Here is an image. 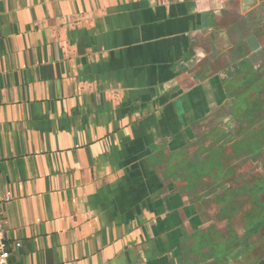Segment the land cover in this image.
<instances>
[{"label":"crops","instance_id":"0c3cea01","mask_svg":"<svg viewBox=\"0 0 264 264\" xmlns=\"http://www.w3.org/2000/svg\"><path fill=\"white\" fill-rule=\"evenodd\" d=\"M263 6L0 0L10 264H205L186 193L167 183L168 151L191 144L184 131L214 105L221 8L264 27ZM239 19L233 26L246 29Z\"/></svg>","mask_w":264,"mask_h":264},{"label":"flooded vegetation","instance_id":"af4514ba","mask_svg":"<svg viewBox=\"0 0 264 264\" xmlns=\"http://www.w3.org/2000/svg\"><path fill=\"white\" fill-rule=\"evenodd\" d=\"M226 8H221L222 12L221 14L219 13L220 20L217 22L220 24V27L215 28L214 31L211 30V32L215 33L214 34L215 42L213 46L217 50V55L220 58V61L224 59L222 63L229 62L230 58H232L231 55L229 56L226 54L224 56L225 53L224 51L227 50L226 52H231L230 51L231 48H233L232 52L236 50V52L240 57H242V59L237 60L235 58L237 61L234 64H232L233 68H231V71L233 72V74H229V75H232L233 78H226L227 72L229 73L230 71H226V70L220 71V76H218L217 82L215 84L216 93L214 97L213 107H210L209 109L205 110L204 113L202 114V117L198 118L196 121L194 120L193 123L190 124L191 127L190 126L188 127L189 132L184 131L183 137L185 138L186 143L194 142L199 147V145L203 146L202 145L203 143L200 142V139L202 140L207 139L210 137L208 134L213 132L215 133L216 130L217 131L219 130L220 132L223 130L225 133L223 135V139L225 140V142H227V144L233 145L234 143L237 142L236 144H243V146L249 145L250 148L254 144L255 145L253 148L254 150L252 149L249 151L252 152V154H254L256 152H259L260 150L259 148L264 145V144L260 145L262 142L264 143V110H262L263 112L261 111L262 112L261 114L255 115V111L259 109L260 103L264 102V82L255 83V86L252 87L249 85L247 81L244 80V78L248 76H253L252 74L249 73L250 69H253L252 67L253 64L251 61L256 62L253 59L247 58L245 55L248 54L246 52H249L251 50L249 49L250 43H256V45L257 44L259 45V43L264 42V27L261 25V22L252 24V20L250 21L249 18L248 19L246 18V20L249 21L251 24L246 29H242V32L237 33V31L232 28L234 21L237 19L238 14L241 15L243 14V16H239V18L245 17L246 14L242 13L240 10L237 9H231V8L226 9ZM228 23L231 25V27H229L230 25L228 26ZM234 31H236V34L233 33ZM251 58H253V53H251ZM248 63L251 65V67L247 70ZM237 74H240L242 76V80L239 81L238 79L237 81L234 80ZM257 78L261 79V76H257ZM224 79H232L234 83L232 81L227 82L228 85H231L230 87H228ZM231 105H233V109L226 111L228 110L227 107ZM243 109H247V110L243 112ZM223 111H226L224 113L228 115L230 114L228 121L230 119H233L232 117H236V116H242V118L245 120L250 119L251 124L248 127V131L245 132L244 125L243 126L241 125V128H239V126L235 127L232 124H230V126L235 127V130L234 131L230 130L228 129L229 122H227L226 124L223 125L224 128L215 125L210 126V130L206 132L205 131L202 132V134L199 137L200 134L199 127L203 124L202 122L205 121V123L207 124L209 120L206 119L208 117H214V118L216 116L223 117L224 116L222 113ZM184 127L186 126H183V130ZM254 136L258 137L255 141L251 139V137ZM211 141L214 142V139L213 140L211 139ZM191 144L183 146V149L181 151H178L179 153L177 152L175 153L174 151H168V154L170 155L172 154L171 155L172 157H171V162L168 163L167 169L168 170L171 169V173L174 179L181 177L182 181L184 183H187L186 188H181V189H186L192 192V195L189 196L187 195V197L190 202L189 204L191 205L188 207L190 210V214L194 215L192 217L193 219L192 223L194 222L196 224V227H194L195 229L194 228L189 229L190 231H192L191 235L193 236L194 253L200 254V257L202 258L206 257L207 259H204L206 260L205 264H233L232 259L234 257L238 260V258L242 255L243 252H248V250L250 249V245H252L251 243L252 241H248L246 234L247 233L250 234L251 229L245 228V230L243 231L244 232L243 235L241 236L238 235L234 243H229L231 242L230 240H232L231 238H229L230 236L227 235L223 237L222 233H219V231L217 230L218 220H225L226 224L237 223L238 220L236 221L235 218H237L236 215L238 214L235 213V211H237L239 205L243 203L245 199L248 198L249 196H256L259 194L260 191L264 190V171H263L264 163L259 162L258 160L256 162L257 165H260V169L258 170L262 172V175L260 176L257 182L255 181L253 183H247V180L250 179L246 174L243 175L244 177H239L236 173H234L233 175L226 176L228 174L227 172H224L223 173L224 176L222 177L212 179V181H214V186L216 188L215 193H217L216 198L215 197L214 198L221 208L216 214L218 216L217 221L215 219L214 220L208 219L214 217H211V215L206 211L204 205L205 202L204 201L198 202L197 200H194L192 198L193 194H195L192 188L195 185H197V183L192 181L189 183L187 182L192 177L194 178V175L197 176L198 179H201V176L204 175L200 169L199 161H196V164H194L195 167L191 169H187L188 168L187 165L188 164L190 165V163H188L189 158L187 157L186 154ZM245 153L247 154L248 152L245 151ZM178 155H180L182 161L175 160V157L176 156L178 157ZM173 158H174V162L172 161ZM253 163H255L254 159H252L251 164ZM188 170H192L193 172L186 174L188 173L187 172ZM242 181H246V182L244 183ZM256 183L258 184L257 187H255ZM240 185H242L241 190H239L240 188H238V186ZM259 206L262 207L264 206V204ZM255 207H257V205ZM262 210L264 211V209ZM263 211L255 210V214H257V212H260V214L262 215ZM251 214L252 213L249 214L250 218H252ZM212 233H214L213 235L215 236H211ZM201 234H203L204 237L200 238ZM198 241H200V245L196 247L195 243H197ZM232 247H234V249H237L236 254L234 252L233 253L229 252V250L232 249ZM263 257L264 255L262 256V258H258L254 262L246 261L243 264L262 263Z\"/></svg>","mask_w":264,"mask_h":264},{"label":"rangeland","instance_id":"374dc122","mask_svg":"<svg viewBox=\"0 0 264 264\" xmlns=\"http://www.w3.org/2000/svg\"><path fill=\"white\" fill-rule=\"evenodd\" d=\"M245 14V13H244ZM238 16H243V14H238ZM247 17H243L241 19H239V21H245ZM234 30L238 32H242L241 27L239 28L236 24V26L232 27ZM236 31H234L233 33L236 34ZM249 49H251L247 55H245L247 58L249 59H253L256 62H252V67L253 69H250L249 73L252 74L253 76H248L246 78H244L245 81H247L249 83L250 86H255V83H260V82H264V42L263 43H259V45L256 43H250L249 44ZM233 48L230 49L231 52H226L227 50H225L224 52V56L227 55H231L232 58H230L229 62L226 63H222V66L220 68V71L226 70V71H230L229 73L227 72V77L226 78H233L232 75L229 74H233V72L231 71L232 64H234L237 60H241L242 57H240L238 55V53L236 52V50L234 52H232ZM245 51V50H243ZM251 53H253V58H251ZM228 58V57H227ZM237 60H236V59ZM224 59H222L223 61ZM226 61V60H225ZM224 61V62H225ZM262 61V62H261ZM263 65V66H262ZM229 66V67H228ZM262 66V67H260ZM251 67V65L248 63L247 66V70ZM229 68V69H228ZM246 70V71H247ZM219 71V72H220ZM255 75V76H254ZM220 76V73H219ZM257 76H261V79H258ZM242 80V76L240 74H237L234 78L235 81ZM225 83L227 84L228 87H230L231 85H228L227 82H233L232 79H224ZM234 83V82H233ZM229 111L231 109H233V105L228 106L227 107ZM237 109V107H236ZM247 109H243V112H245ZM264 110V102H261L259 105V109L257 111H255V115L257 114H261ZM226 111H223V117H208L206 120L208 121V125L204 122H202L203 124L199 127V137L202 134V132H206L210 130V126L215 125V126H220L221 128H224V124H226L228 122V118L229 115L224 113ZM262 111V112H261ZM227 116V117H226ZM235 120V119H234ZM207 126V127H206ZM228 126H230V123H228ZM230 130H235V127H228ZM224 135V132H218L216 131L215 133L213 132L212 134V138L209 137L207 139H200V142L203 143V147H206V151L207 152H200L198 149V145H196L194 142H191L192 144L189 146L188 151H187V157L189 158L188 163H192L195 161L196 156L198 157V161L201 160L200 163H203L200 165V169H203V174L201 176V179H198L197 176L194 175V178L192 177L189 182H196L197 185H195L192 189L195 192V194H193L192 198L194 200H197L198 202H205V209L206 211L211 215V217L214 218H208V219H215L216 221L218 220V216L216 215L218 213V211L220 210V205L215 201L216 198V188L214 186V181H212V179L218 178V177H222L224 176L223 173L227 172L226 176L229 175H233L234 173H236L239 177H244L243 175L246 174L248 176V178L250 180H247V183H253V182H257L260 178V176L262 175V172L258 169H260V165H257L256 162L257 160L259 162H263L264 163V145L261 146L259 149V152H256L254 154H252V152H249L250 149L246 148V152H248L247 154L245 153L244 149H243V144H236L234 143L233 145L231 144H227V142H225V140H220L217 141L218 138L222 137ZM198 137V138H199ZM202 138V137H201ZM211 139H215V142L213 143V141H211ZM194 141V140H192ZM198 141V140H197ZM199 142V143H200ZM213 144H212V143ZM264 144L263 142L260 144L262 145ZM230 145V146H229ZM259 145V146H260ZM253 146H255L253 144ZM234 148V149H233ZM233 152V155H232ZM230 156V158H228ZM254 159L255 163H252V159ZM264 167V165H263ZM264 171V170H263ZM189 174L191 172H193L192 170H188L187 171ZM211 173V174H210ZM193 176V175H190ZM169 182H171L173 185H171ZM181 182V183H179ZM242 182H246V181H242ZM167 183L170 184V186L174 187L176 190H178L179 193L181 194H185L186 197L187 195H192V192L186 190V189H181V188H186L187 183H184L181 179V177L177 178V179H170ZM258 184H255V187H257ZM215 197V198H214ZM188 199V197H187ZM248 199V200H247ZM264 204V190L260 191L258 195L256 196H249L248 198L245 199V201L243 203H241L239 205V207L237 208V211H235V213H237L238 215H236L237 218H235V220L238 222L237 223H231V224H226L225 220H218V227L217 230L219 231V233H222V236L225 237L227 235H229L232 240H230L231 242L229 243H234L236 241V237L239 235H243L244 234V230L245 228H250V234H246L247 235V239L248 241H252V245H250V249L248 250V252H243L242 255L238 258V260L234 257L233 260V264H243L246 261L248 262H254L256 259L258 258H262V256L264 255V215H256L255 214V210H262L264 209V206H259ZM257 205V207H255ZM251 214V217L256 218V219H252L249 217V214ZM210 217V216H209ZM261 220V221H260ZM235 222V221H234ZM214 233H212L211 236H215L213 235ZM204 237L203 234L200 235V238ZM212 239V237H211ZM205 241V240H204ZM196 244V247L200 245V241H198ZM210 244V243H209ZM235 250V251H234ZM230 253H237V249H234V247H232V249L229 250ZM228 252V253H229ZM231 260V261H232ZM264 260V257H263ZM258 261V260H257Z\"/></svg>","mask_w":264,"mask_h":264},{"label":"built area","instance_id":"2783aa9c","mask_svg":"<svg viewBox=\"0 0 264 264\" xmlns=\"http://www.w3.org/2000/svg\"><path fill=\"white\" fill-rule=\"evenodd\" d=\"M12 197L11 191H6L5 194H0V206L2 203L8 201ZM16 247L20 246L16 242ZM0 264H10V249L7 243V235L3 219L0 214Z\"/></svg>","mask_w":264,"mask_h":264},{"label":"trees","instance_id":"16d2710c","mask_svg":"<svg viewBox=\"0 0 264 264\" xmlns=\"http://www.w3.org/2000/svg\"><path fill=\"white\" fill-rule=\"evenodd\" d=\"M233 119H230L228 122L230 123V124H232V125H234L235 127L236 126H239V128H241V125L243 126L244 125V127H245V132H247L248 131V127L250 126V124H251V120L249 119V120H245V119H243L242 118V116H236V117H232ZM234 119H235V121H234ZM229 127H231V126H229ZM229 129V128H228ZM217 131V130H216ZM233 131H234V129H233ZM218 132H220L219 130H218ZM221 132H224L223 130L221 131ZM207 134V133H206ZM212 134L213 133H210V134H208L210 137H212ZM225 134V133H224ZM207 135V136H208ZM258 137H256V136H254V137H251V139L253 140V141H255L256 139H257ZM223 139V136L222 137H220V138H218L217 139V141L218 140H222ZM214 142H215V139H214ZM213 142V143H214ZM251 142V141H250ZM199 151L200 152H207V151H209V150H207L206 151V147H203V146H201V145H199ZM246 148H249L250 150H252L253 148H254V146H252L251 148L249 147V145H245L244 147H243V149H244V151H247L246 150ZM254 150V149H253ZM177 153H179V152H177ZM177 157V156H176ZM198 157L199 156H196V158H195V161L194 162H192V163H190V165L188 164L187 166H188V168L187 169H191V168H193V167H195V165L194 164H196V161H198ZM228 158H230V156L228 157ZM176 161H182V159L180 160V159H177ZM201 162V160L199 161V163ZM180 164V163H179ZM201 164H203V163H200V165ZM202 172H203V169L201 170ZM182 177H183V175H182ZM238 188H240L239 190H241L242 189V185H240V186H238ZM241 192V191H240ZM261 211H263V210H261ZM264 214V211L262 212V215ZM256 215H261L260 214V212H257V214ZM220 217V216H219ZM252 219H256V218H252Z\"/></svg>","mask_w":264,"mask_h":264},{"label":"water","instance_id":"95a60500","mask_svg":"<svg viewBox=\"0 0 264 264\" xmlns=\"http://www.w3.org/2000/svg\"><path fill=\"white\" fill-rule=\"evenodd\" d=\"M252 22H254L253 21V19H252ZM242 23H244L245 24V22H242ZM251 23L249 22V21H247V26H249ZM256 28V27H255Z\"/></svg>","mask_w":264,"mask_h":264}]
</instances>
